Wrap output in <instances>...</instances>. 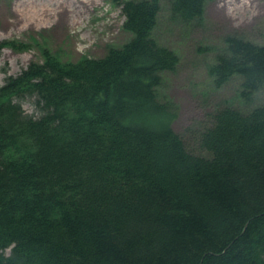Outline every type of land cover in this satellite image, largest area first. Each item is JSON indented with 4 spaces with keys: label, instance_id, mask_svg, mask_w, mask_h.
Listing matches in <instances>:
<instances>
[{
    "label": "trees",
    "instance_id": "obj_1",
    "mask_svg": "<svg viewBox=\"0 0 264 264\" xmlns=\"http://www.w3.org/2000/svg\"><path fill=\"white\" fill-rule=\"evenodd\" d=\"M111 1L122 46L73 62L44 50L0 86V264H264V105L216 110L197 135L207 156L190 153L159 92L179 64L153 37L160 0ZM211 1L168 0L170 20L198 27ZM224 42L208 74L238 78L251 106L264 44Z\"/></svg>",
    "mask_w": 264,
    "mask_h": 264
},
{
    "label": "rangeland",
    "instance_id": "obj_2",
    "mask_svg": "<svg viewBox=\"0 0 264 264\" xmlns=\"http://www.w3.org/2000/svg\"><path fill=\"white\" fill-rule=\"evenodd\" d=\"M35 14L44 19L40 26L33 24ZM123 22L120 7L111 0H0V42L30 46L28 50H0V86L7 76H16L31 62L41 63L44 50L62 62L104 56L109 48L129 40ZM227 36L264 44V0L208 2L198 27L172 22L168 0H160L153 37L179 57L177 69L162 75L160 97L167 96L173 102L176 116L172 129L193 155L207 156L198 146L197 135L209 126L210 114L227 106L246 112L252 106L264 105V90L251 106L244 104L238 95V78L214 87L208 65L225 49ZM22 109L36 115L31 101L24 102Z\"/></svg>",
    "mask_w": 264,
    "mask_h": 264
},
{
    "label": "bare ground",
    "instance_id": "obj_3",
    "mask_svg": "<svg viewBox=\"0 0 264 264\" xmlns=\"http://www.w3.org/2000/svg\"><path fill=\"white\" fill-rule=\"evenodd\" d=\"M45 11V10H44ZM53 11V10H52ZM44 19L41 14H35L33 17V24L36 26H40L43 23ZM71 22L75 23V20H72Z\"/></svg>",
    "mask_w": 264,
    "mask_h": 264
}]
</instances>
